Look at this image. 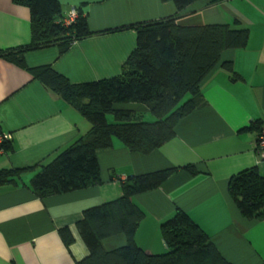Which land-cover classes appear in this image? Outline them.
Masks as SVG:
<instances>
[{"label": "crops", "instance_id": "obj_1", "mask_svg": "<svg viewBox=\"0 0 264 264\" xmlns=\"http://www.w3.org/2000/svg\"><path fill=\"white\" fill-rule=\"evenodd\" d=\"M58 1L62 16L81 8L91 32L176 12L171 1L162 0ZM177 22L248 28L249 41L243 49L223 52L221 62L201 85L203 104L179 121L172 140L148 155L130 152L117 139L111 148L98 152L99 185L43 199L23 185L0 187V264H78L88 255L76 228L83 212L119 198L120 180L172 167L182 168L158 188L132 198L144 212L135 235L138 246L147 254L166 253L160 226L181 210L230 263H264V220L242 216L228 191L229 179L245 169L255 167L264 175L257 152L259 134L248 129L256 121L264 124V0H197ZM30 42L29 9L0 0V51ZM135 46V32L124 29L77 40L63 53L57 46L25 51L26 68L0 58V132L12 145L11 151L1 153L0 170L35 167L22 174L26 184L40 164L91 127L30 69L51 66L75 85L109 79L121 74ZM224 62L231 63L232 72L222 67ZM126 107L142 113L143 119L147 114L151 117L143 105ZM186 165L195 166V174L183 169ZM62 228L74 238L69 246L59 235ZM125 241L119 234L105 239L103 246L111 251Z\"/></svg>", "mask_w": 264, "mask_h": 264}, {"label": "trees", "instance_id": "obj_2", "mask_svg": "<svg viewBox=\"0 0 264 264\" xmlns=\"http://www.w3.org/2000/svg\"><path fill=\"white\" fill-rule=\"evenodd\" d=\"M162 1H171L175 14L91 32L81 8H77L76 21L67 26L62 23L58 0H13L30 11L31 42L0 51V58L22 68H26L25 51L57 46L63 53L75 41L99 33L131 29L135 32L136 46L121 74L109 79L75 85L51 66L30 69L35 79L75 108L91 127L51 160L40 164L26 184L21 181L22 174L35 167L1 169L0 187L23 185L43 199L97 186L101 183L97 153L111 148L114 139L130 152L148 155L176 136L179 121L204 102L203 81L219 65L223 52L247 46L249 29L229 24L181 25L177 22L181 12L197 0ZM222 67L233 70L231 63L224 62ZM129 104L145 106L154 120L145 121L142 113L126 107ZM108 116L113 118L112 123ZM262 126V121H256L248 129L259 134ZM11 150V142L4 139L0 143V156ZM180 168L128 176L120 180L119 198L86 209L76 228L88 255L78 264H232L181 210L160 226L168 248L166 253L147 254L138 246L135 235L144 212L132 198L158 188ZM183 169L195 174L196 168L186 165ZM228 191L242 216L264 220V175L257 168L232 176ZM119 234L124 235L125 245L107 251L103 241ZM59 235L66 246L74 240L68 228L60 229Z\"/></svg>", "mask_w": 264, "mask_h": 264}, {"label": "built area", "instance_id": "obj_3", "mask_svg": "<svg viewBox=\"0 0 264 264\" xmlns=\"http://www.w3.org/2000/svg\"><path fill=\"white\" fill-rule=\"evenodd\" d=\"M78 17V9L77 8H72L66 15L63 16L62 18V23L64 25H71L73 24ZM7 139V137L3 134H0V143L4 140ZM258 158L259 162L264 163V129H262L258 135Z\"/></svg>", "mask_w": 264, "mask_h": 264}, {"label": "rangeland", "instance_id": "obj_4", "mask_svg": "<svg viewBox=\"0 0 264 264\" xmlns=\"http://www.w3.org/2000/svg\"><path fill=\"white\" fill-rule=\"evenodd\" d=\"M241 6H242V5H239L238 7L240 8ZM69 11H70V10H69ZM148 116H150V115L147 114V116H146V118H144V120H145V121H152V120H153L152 115H151V117H148ZM108 118L110 119L109 122L112 123V122H113V118H112L111 116H108ZM149 118H151V120H147V119H149Z\"/></svg>", "mask_w": 264, "mask_h": 264}]
</instances>
